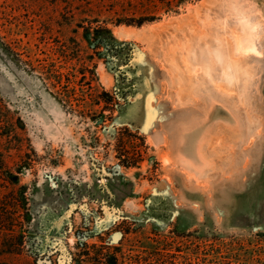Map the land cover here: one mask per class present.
I'll list each match as a JSON object with an SVG mask.
<instances>
[{"label": "rangeland", "instance_id": "1", "mask_svg": "<svg viewBox=\"0 0 264 264\" xmlns=\"http://www.w3.org/2000/svg\"><path fill=\"white\" fill-rule=\"evenodd\" d=\"M115 1L0 0V264L257 263L264 0H193L142 26L110 20L129 44L115 62H88ZM239 8L253 29L235 39L223 19ZM181 15L179 24L141 34ZM210 38L226 43L229 59L250 61L241 94L199 77L191 48ZM251 38L256 49L234 54ZM85 63L107 92L104 122L98 106H78L80 96L71 107L49 78L58 70L79 79ZM127 146L141 154L135 166L123 165L118 149Z\"/></svg>", "mask_w": 264, "mask_h": 264}, {"label": "trees", "instance_id": "2", "mask_svg": "<svg viewBox=\"0 0 264 264\" xmlns=\"http://www.w3.org/2000/svg\"><path fill=\"white\" fill-rule=\"evenodd\" d=\"M191 1L193 0H116L113 5V7H115L111 8L109 11L110 13L108 19L104 20L103 24L96 28L98 34L95 37L93 48H95L97 51H95L94 55H88V62H92L96 56L98 59L103 58L110 62H115L119 57L117 49L121 46L129 44V41H119L112 34V31L108 26L110 20L115 25L126 24L142 26L145 23L153 22L160 18L157 16L158 12H178L179 8ZM88 29H90V27H88L87 30ZM102 48H105V51H102ZM128 62L125 65H127ZM82 65L84 67H82V69L79 71L81 74L79 79H77L78 76L74 72L66 76L64 73L58 72V70H55L52 75L49 73V78H55L53 84L58 88L59 93L62 94L66 103L72 107L74 95L80 96L79 98L83 102L81 103L82 105H77L81 107L84 106L87 111H93L95 106H98L95 111H101L100 121L104 122L107 119V115H105L104 111L109 108L110 103H108L107 100H104L101 95L106 94L107 92L103 90L99 93L97 86L93 84V77L88 74V72L90 74L93 73V71L88 66L89 64L87 63L86 65L85 63ZM118 69L123 68L118 67ZM79 98L74 100H78ZM103 102H105V104H103ZM130 149L131 146L118 149L119 154L125 155L123 165L126 167L137 165L139 162L138 157L141 156L139 151H137V153H139L136 155L137 153H131L129 151ZM5 168L7 167L3 159V152H0V175L2 174L3 170H5ZM227 251H229V248ZM102 254L103 253H97L96 257L91 258V262L98 263V258L101 259L100 255ZM261 258L262 259H257V263L255 264H264V254L263 257L261 256ZM241 261L240 259H236L237 263H241Z\"/></svg>", "mask_w": 264, "mask_h": 264}, {"label": "bare ground", "instance_id": "3", "mask_svg": "<svg viewBox=\"0 0 264 264\" xmlns=\"http://www.w3.org/2000/svg\"><path fill=\"white\" fill-rule=\"evenodd\" d=\"M204 6H205L204 2H201V4L197 8H194V10L196 9L198 10L199 8H204ZM238 11L239 13L237 12V14L239 16H232L230 14V15L224 16L225 17L224 19L222 18L224 25L227 28L228 27L232 28L230 36L235 37V39L237 38V33H236L237 30H239V32L241 33L240 35L241 37H245V36L248 37V35L245 34L247 30H244V29H248V30L251 28L253 29V25H251L250 20L247 17L248 14L247 15L243 14L242 8H239ZM186 17H184V15H181L177 18L170 19L169 21L154 24L150 28H148V32H143L141 34L143 36H145L146 34L151 35L155 31L161 29L164 25H168V24L176 25V24L181 23ZM123 29H124V32H127V33L131 32V29L129 28H123ZM223 36L225 37V35ZM245 44L247 48L243 47L244 50L239 49L238 48L239 46L232 48L235 51L234 54L238 53L239 51L249 52L253 49H256L255 43L253 42V38L249 39L248 43H245ZM191 53H192L193 61H196L197 63H200L203 66L201 73L199 72L200 73L199 77L205 76L210 83H213V81H217V82L223 83L226 86H229L232 89H235L236 91L238 90V92L241 91L239 89H241V87L243 86L245 82V77L246 76L248 77L249 75V74L247 75L248 73L247 71H249L248 68H251L249 67V64H250L249 60L248 62L247 60H244V58L242 57L237 58L239 57L237 55L229 59V54L232 53V50H230V48H228L226 43H224L223 41L216 42L213 38L203 39V40L197 39L196 46L191 48ZM177 76L181 77L182 73H178ZM237 94H241V92ZM238 97L240 98V96Z\"/></svg>", "mask_w": 264, "mask_h": 264}]
</instances>
